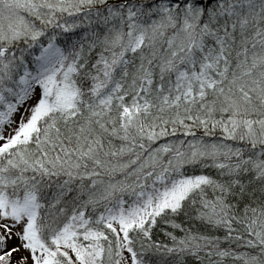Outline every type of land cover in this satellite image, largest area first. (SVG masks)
I'll use <instances>...</instances> for the list:
<instances>
[{
    "label": "snow or ice",
    "instance_id": "obj_1",
    "mask_svg": "<svg viewBox=\"0 0 264 264\" xmlns=\"http://www.w3.org/2000/svg\"><path fill=\"white\" fill-rule=\"evenodd\" d=\"M0 264H264V0H0Z\"/></svg>",
    "mask_w": 264,
    "mask_h": 264
}]
</instances>
